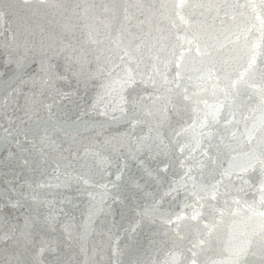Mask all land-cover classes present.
<instances>
[{
  "label": "water",
  "instance_id": "95a60500",
  "mask_svg": "<svg viewBox=\"0 0 264 264\" xmlns=\"http://www.w3.org/2000/svg\"><path fill=\"white\" fill-rule=\"evenodd\" d=\"M0 264H264V0H0Z\"/></svg>",
  "mask_w": 264,
  "mask_h": 264
}]
</instances>
